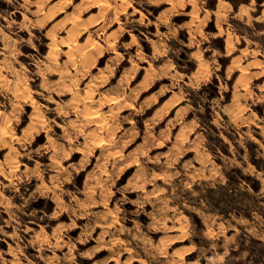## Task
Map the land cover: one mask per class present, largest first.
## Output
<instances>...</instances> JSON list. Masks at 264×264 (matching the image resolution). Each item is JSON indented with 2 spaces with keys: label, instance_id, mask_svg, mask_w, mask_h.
I'll return each mask as SVG.
<instances>
[{
  "label": "rangeland",
  "instance_id": "1",
  "mask_svg": "<svg viewBox=\"0 0 264 264\" xmlns=\"http://www.w3.org/2000/svg\"><path fill=\"white\" fill-rule=\"evenodd\" d=\"M0 264H264V0H0Z\"/></svg>",
  "mask_w": 264,
  "mask_h": 264
},
{
  "label": "bare ground",
  "instance_id": "2",
  "mask_svg": "<svg viewBox=\"0 0 264 264\" xmlns=\"http://www.w3.org/2000/svg\"><path fill=\"white\" fill-rule=\"evenodd\" d=\"M78 23V22H77ZM89 93V92H88ZM89 95V94H88ZM96 115H98V114H96ZM88 116V115H87ZM90 117V116H89ZM98 117V116H97ZM100 121V120H99ZM105 122V121H104ZM106 123V122H105ZM3 134V133H2Z\"/></svg>",
  "mask_w": 264,
  "mask_h": 264
}]
</instances>
